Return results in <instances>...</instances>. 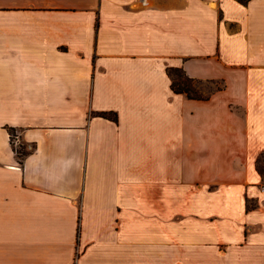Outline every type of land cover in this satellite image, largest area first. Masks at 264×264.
<instances>
[{"label": "crops", "instance_id": "crops-1", "mask_svg": "<svg viewBox=\"0 0 264 264\" xmlns=\"http://www.w3.org/2000/svg\"><path fill=\"white\" fill-rule=\"evenodd\" d=\"M263 152L264 0H0V264H264Z\"/></svg>", "mask_w": 264, "mask_h": 264}, {"label": "trees", "instance_id": "trees-1", "mask_svg": "<svg viewBox=\"0 0 264 264\" xmlns=\"http://www.w3.org/2000/svg\"><path fill=\"white\" fill-rule=\"evenodd\" d=\"M242 3L248 4L250 0H239ZM169 75L172 77V88L176 93H185L190 98H197V99H205L208 95H200L196 93V84L201 83L202 81L196 80L189 76L187 72L183 68H176L172 67L168 70ZM219 88V87H218ZM99 115L108 117L114 120H117V115L114 112L104 111L100 112ZM11 137L14 143V148L18 152L21 161L23 158L30 153V149L26 148V145H22L20 149H17L15 146V138H16V129L11 127L10 128ZM257 168L259 172L263 175L264 179V152L257 160ZM255 204H249L247 207L248 209L254 207Z\"/></svg>", "mask_w": 264, "mask_h": 264}, {"label": "rangeland", "instance_id": "rangeland-1", "mask_svg": "<svg viewBox=\"0 0 264 264\" xmlns=\"http://www.w3.org/2000/svg\"><path fill=\"white\" fill-rule=\"evenodd\" d=\"M196 93L200 94V95H209L210 93L216 91L219 88H221L223 86V82L222 81H214V82H201L196 84ZM17 135V132H16ZM16 139V138H15ZM22 145H25L23 143H18L17 141H15V146L17 147V149H20L22 147ZM27 149H29L26 146ZM181 243V242H180ZM175 245V244H174ZM171 249H170V254H171V263L170 264H186L185 262H182L183 259L182 254L185 253V255L191 254V253H196V254H201L199 255V257H207V256H217L220 257L222 255H228V254H233L234 251L230 252L227 251L228 250V246L226 243H220L219 245H217V247H208L206 246L205 248H198L196 251L188 253L190 250L193 251L192 249H187L188 252H185L183 245L181 244L180 246V251L178 250V248L176 246L171 245ZM201 250V251H200ZM202 259V258H201ZM204 259V258H203ZM200 264H207V263H200Z\"/></svg>", "mask_w": 264, "mask_h": 264}, {"label": "built area", "instance_id": "built-area-1", "mask_svg": "<svg viewBox=\"0 0 264 264\" xmlns=\"http://www.w3.org/2000/svg\"><path fill=\"white\" fill-rule=\"evenodd\" d=\"M17 137H18V136H16V139H15V141H17Z\"/></svg>", "mask_w": 264, "mask_h": 264}]
</instances>
